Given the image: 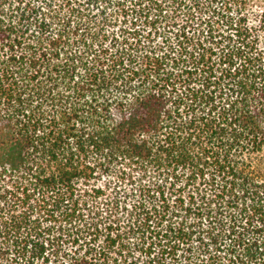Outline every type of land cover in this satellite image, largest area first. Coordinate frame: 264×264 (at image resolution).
Instances as JSON below:
<instances>
[{
  "label": "trees",
  "instance_id": "1",
  "mask_svg": "<svg viewBox=\"0 0 264 264\" xmlns=\"http://www.w3.org/2000/svg\"><path fill=\"white\" fill-rule=\"evenodd\" d=\"M0 264H264V0H0Z\"/></svg>",
  "mask_w": 264,
  "mask_h": 264
}]
</instances>
